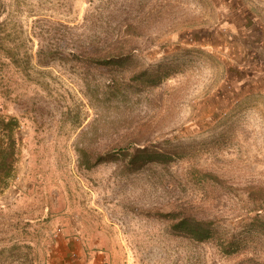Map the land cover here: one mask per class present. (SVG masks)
Here are the masks:
<instances>
[{
	"label": "rangeland",
	"instance_id": "374dc122",
	"mask_svg": "<svg viewBox=\"0 0 264 264\" xmlns=\"http://www.w3.org/2000/svg\"><path fill=\"white\" fill-rule=\"evenodd\" d=\"M8 115L0 264H264V0H0Z\"/></svg>",
	"mask_w": 264,
	"mask_h": 264
},
{
	"label": "trees",
	"instance_id": "16d2710c",
	"mask_svg": "<svg viewBox=\"0 0 264 264\" xmlns=\"http://www.w3.org/2000/svg\"><path fill=\"white\" fill-rule=\"evenodd\" d=\"M45 51V53H44ZM80 53L91 58V60H95L101 62L102 64H111L112 62H124L131 54L130 51L123 47L106 45L102 47H94V49H89L86 46H82L81 49H78ZM54 47L48 48V50H44V47L41 46L38 50V55L45 54L47 56H54L55 53ZM14 63L17 62L16 59H13ZM113 83H106V86L112 87ZM19 126V120L14 115L1 116L0 117V192L4 191L12 179L17 174L18 171V163L20 160L21 147L20 140L16 135V129ZM122 142L115 143L113 146L116 148L114 151L118 153L128 154L130 148L128 146H123ZM138 150L145 151L144 149ZM167 216H172L174 213H166ZM174 218V217H172ZM179 218V217H177ZM190 230L194 232L193 238L196 240H206L211 236V228L207 226L209 222L206 219L195 217L192 213L184 215L178 219L177 225L180 227L186 228V226L191 225Z\"/></svg>",
	"mask_w": 264,
	"mask_h": 264
}]
</instances>
